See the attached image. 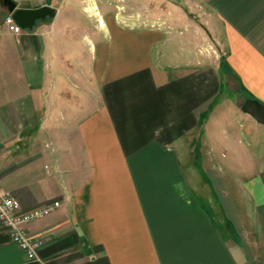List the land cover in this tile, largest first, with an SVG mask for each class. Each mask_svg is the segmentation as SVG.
I'll list each match as a JSON object with an SVG mask.
<instances>
[{"label":"crops","instance_id":"1","mask_svg":"<svg viewBox=\"0 0 264 264\" xmlns=\"http://www.w3.org/2000/svg\"><path fill=\"white\" fill-rule=\"evenodd\" d=\"M181 1L0 0V182L54 205L37 259L0 224V264H264V0Z\"/></svg>","mask_w":264,"mask_h":264},{"label":"built area","instance_id":"2","mask_svg":"<svg viewBox=\"0 0 264 264\" xmlns=\"http://www.w3.org/2000/svg\"><path fill=\"white\" fill-rule=\"evenodd\" d=\"M5 25L14 34H19L22 31L13 15L6 16ZM53 208L54 205H47L32 212H23L18 200L0 182V224L9 229L12 241L27 253L29 259L38 258V250L44 244V239L31 236L27 225L33 220L45 216Z\"/></svg>","mask_w":264,"mask_h":264},{"label":"rangeland","instance_id":"3","mask_svg":"<svg viewBox=\"0 0 264 264\" xmlns=\"http://www.w3.org/2000/svg\"><path fill=\"white\" fill-rule=\"evenodd\" d=\"M176 1V0H175ZM118 8L117 11L119 12V14L121 16H123V18L127 17L128 14L132 13V14H136V13H142L143 11H148L150 13V15L156 17L160 14H165V13H172L175 14L176 13V7H171V0H169V7L165 8L164 4H165V0H118ZM183 2L181 0H179L178 4H182ZM186 5V3H184ZM184 13L186 12L188 15H192L193 16H197L194 15L193 9L186 8V7H182L181 8ZM186 10V11H185ZM188 22H186V20L184 19V17H182L181 19H174L171 22V27L173 28V31L177 30L179 32H182V25L186 24ZM192 22H189V24ZM190 27V26H189ZM191 28V27H190ZM197 30V29H196ZM200 35V34H199ZM186 38H190L191 35H186ZM204 39L201 38H197V39H192L190 40V44L196 45L198 47H200L199 49H206L207 48V43L203 42ZM231 85L234 88L237 87V82L235 81V79H231Z\"/></svg>","mask_w":264,"mask_h":264},{"label":"water","instance_id":"4","mask_svg":"<svg viewBox=\"0 0 264 264\" xmlns=\"http://www.w3.org/2000/svg\"><path fill=\"white\" fill-rule=\"evenodd\" d=\"M8 3L10 4V9L13 11L16 4L10 1ZM49 12L50 8L47 6L37 9L19 8L14 12L13 18L21 27L31 28L37 19L45 17ZM243 109L260 123L264 124V104L250 99L246 102Z\"/></svg>","mask_w":264,"mask_h":264}]
</instances>
